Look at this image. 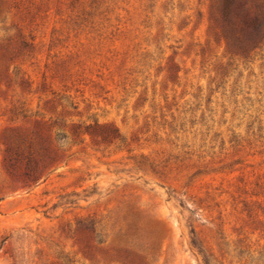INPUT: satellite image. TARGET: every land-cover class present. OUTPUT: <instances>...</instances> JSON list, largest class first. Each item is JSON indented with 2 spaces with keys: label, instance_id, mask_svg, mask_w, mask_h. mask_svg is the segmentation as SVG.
<instances>
[{
  "label": "rangeland",
  "instance_id": "obj_1",
  "mask_svg": "<svg viewBox=\"0 0 264 264\" xmlns=\"http://www.w3.org/2000/svg\"><path fill=\"white\" fill-rule=\"evenodd\" d=\"M263 0H0V264H264Z\"/></svg>",
  "mask_w": 264,
  "mask_h": 264
},
{
  "label": "trees",
  "instance_id": "obj_2",
  "mask_svg": "<svg viewBox=\"0 0 264 264\" xmlns=\"http://www.w3.org/2000/svg\"><path fill=\"white\" fill-rule=\"evenodd\" d=\"M263 1H264V0H263ZM263 24H264V8L262 9V16H261L260 20H258V21L256 22V25H257L258 27H262Z\"/></svg>",
  "mask_w": 264,
  "mask_h": 264
}]
</instances>
